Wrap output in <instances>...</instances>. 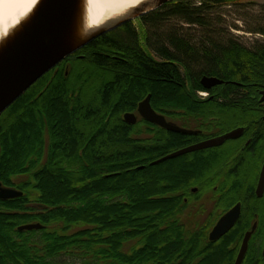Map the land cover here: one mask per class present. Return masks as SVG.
<instances>
[{
  "label": "trees",
  "instance_id": "obj_1",
  "mask_svg": "<svg viewBox=\"0 0 264 264\" xmlns=\"http://www.w3.org/2000/svg\"><path fill=\"white\" fill-rule=\"evenodd\" d=\"M138 20L141 33L132 21L97 38L0 116V183L24 193L0 200V264H216L174 212L189 170L152 165L174 150L172 133L124 115L151 95L184 121L203 77L242 96L238 84L264 75V2L172 0ZM32 223L43 228L18 230Z\"/></svg>",
  "mask_w": 264,
  "mask_h": 264
},
{
  "label": "flooded vegetation",
  "instance_id": "obj_2",
  "mask_svg": "<svg viewBox=\"0 0 264 264\" xmlns=\"http://www.w3.org/2000/svg\"><path fill=\"white\" fill-rule=\"evenodd\" d=\"M238 86L242 96L237 99L218 95L214 87L197 92L184 121L177 113L172 120L165 117L190 132H171L170 154L212 141L217 144L172 159V168H187L191 179L171 195L181 201L182 208L174 212H185L180 220L185 231L202 235L200 259L264 264V75ZM231 133L234 137L223 139ZM230 212L237 213L234 224L211 241V233Z\"/></svg>",
  "mask_w": 264,
  "mask_h": 264
},
{
  "label": "water",
  "instance_id": "obj_3",
  "mask_svg": "<svg viewBox=\"0 0 264 264\" xmlns=\"http://www.w3.org/2000/svg\"><path fill=\"white\" fill-rule=\"evenodd\" d=\"M172 0H145L124 15L107 22L94 30L86 29L88 0H38L31 12L0 40V116L25 94L38 80L51 72L64 60L125 23L135 21ZM225 82L215 77H203L201 85L209 90ZM148 95L137 108V115L126 113L124 120L135 125L138 118L166 131L190 134L168 122L151 106ZM231 133L223 139L232 138ZM217 145L212 141L197 147L169 154L155 162L182 156L192 151ZM23 196L21 191L6 188L0 183V200H12ZM236 212H230L217 224L210 240L219 239L234 224ZM40 223L25 224L19 231L40 230ZM239 259L236 264H240Z\"/></svg>",
  "mask_w": 264,
  "mask_h": 264
},
{
  "label": "bare ground",
  "instance_id": "obj_4",
  "mask_svg": "<svg viewBox=\"0 0 264 264\" xmlns=\"http://www.w3.org/2000/svg\"><path fill=\"white\" fill-rule=\"evenodd\" d=\"M38 0H0V40L19 24ZM145 0H88L86 29L94 30Z\"/></svg>",
  "mask_w": 264,
  "mask_h": 264
},
{
  "label": "rangeland",
  "instance_id": "obj_5",
  "mask_svg": "<svg viewBox=\"0 0 264 264\" xmlns=\"http://www.w3.org/2000/svg\"><path fill=\"white\" fill-rule=\"evenodd\" d=\"M260 2H264V0H260ZM134 24L137 26V28L139 29V31H140V33H141V26H140V22H139V20L137 19V20H135L134 21ZM236 36H238V37H240L241 38V41L242 42H244V43H250L251 41H253V39L255 38V37H252L251 35H249V34H245V33H236L235 34ZM197 96V95H196ZM142 137H145V135H142ZM164 171V170H163ZM178 169H174V172L177 174L178 173ZM28 178H24L23 180L24 181H26ZM29 191H30V193H31V195H32V198H35L36 197V195H37V193H36V191L33 189V188H29ZM33 204V203H32ZM34 206H36L35 204H33ZM38 207V206H37ZM72 231H73V229H71ZM75 230V229H74ZM213 261V263H216L217 264V261H215L214 262V260H212Z\"/></svg>",
  "mask_w": 264,
  "mask_h": 264
}]
</instances>
